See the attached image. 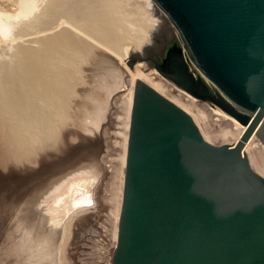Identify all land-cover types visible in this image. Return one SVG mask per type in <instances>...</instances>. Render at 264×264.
Returning a JSON list of instances; mask_svg holds the SVG:
<instances>
[{
  "label": "water",
  "instance_id": "1",
  "mask_svg": "<svg viewBox=\"0 0 264 264\" xmlns=\"http://www.w3.org/2000/svg\"><path fill=\"white\" fill-rule=\"evenodd\" d=\"M50 1L145 54L130 67L148 61L245 125L214 143L134 78L110 264H264V175L243 148L264 144V0Z\"/></svg>",
  "mask_w": 264,
  "mask_h": 264
},
{
  "label": "rangeland",
  "instance_id": "2",
  "mask_svg": "<svg viewBox=\"0 0 264 264\" xmlns=\"http://www.w3.org/2000/svg\"><path fill=\"white\" fill-rule=\"evenodd\" d=\"M23 3V0H0V75L5 71L8 76L1 77L0 90V264H107L111 257L108 236L98 238L96 220L106 215L112 217L110 213L114 209L119 213L135 77H142L184 107L208 140L230 143L239 133L219 120L207 100L199 98L205 103L202 105L201 101L182 94L148 61L143 60L131 69L125 60L133 48L124 42L118 47L97 39L101 33L109 34L98 26L93 27L96 30L90 28L91 35L85 34L79 27L85 18L66 7L60 9L62 5L50 0H29L28 6ZM58 8L62 11L54 14L49 22L58 23L54 29L43 31L35 30L36 25L26 26L27 20L47 18ZM10 20L13 25L8 31L6 23ZM63 26L88 38L82 40L55 31ZM91 52L96 58H92ZM62 54L67 55L65 59L71 66L60 64L65 62L59 58ZM106 62L115 70L105 73L106 83L94 88L97 82L91 74H102L97 65ZM113 82L116 85L112 84L108 90L106 85ZM91 86L93 92L99 93L98 101L103 108L96 123L89 118L84 125L80 115L95 110L81 109L80 99ZM73 108L76 111L72 123L68 116L69 109L73 111ZM47 135H53L52 142L38 149L34 160L9 161L22 149L39 144ZM245 151L252 167L264 175V148L248 142ZM72 168H79L75 175L50 183L49 190L37 195L55 174ZM83 179L88 181L84 183L86 187L92 182L93 197L89 204L93 203L95 208L82 209L70 217L57 251L58 241L55 239L49 246L26 220L28 217L39 220L43 229L51 233L67 218L51 207V199L66 193L72 184ZM111 219L107 221L109 231ZM7 229L8 237L3 234ZM88 233L91 238L86 239ZM11 242L19 243L17 249ZM21 253L26 255L22 257Z\"/></svg>",
  "mask_w": 264,
  "mask_h": 264
},
{
  "label": "bare ground",
  "instance_id": "3",
  "mask_svg": "<svg viewBox=\"0 0 264 264\" xmlns=\"http://www.w3.org/2000/svg\"><path fill=\"white\" fill-rule=\"evenodd\" d=\"M24 3L23 5H27L28 6V3H29V0H23ZM52 2V1H51ZM55 3V2H53ZM57 4V3H56ZM16 6V5H15ZM24 7V6H23ZM57 7V6H56ZM59 7V5H58ZM22 8V7H21ZM24 9V8H23ZM60 9H66L64 6H60ZM59 8L52 14V13H49V17L46 18L45 17H42L41 20L37 21L35 19L32 20V21H28L26 22V26L28 25H36V29L35 30H39V28H41L40 30H45V31H50L51 29H54V27L58 24H54L52 25V23H49L51 22L50 20H52V16H54V14H56L57 12H61L62 10H60ZM64 11V10H63ZM50 12V11H49ZM68 13V12H67ZM46 14V13H45ZM44 14V15H45ZM59 14V13H58ZM64 14V13H63ZM71 14V13H70ZM74 14V13H73ZM76 14V13H75ZM71 16V15H70ZM28 17V16H27ZM60 17V16H59ZM62 18V17H61ZM30 19V18H29ZM23 20V19H22ZM85 21L82 22L81 24H79V27L82 28V30L85 32V34H90V28L91 29H95L93 27H96L97 25L93 24L92 22L84 19ZM16 21V20H15ZM19 22V21H18ZM54 23V22H53ZM61 23V22H59ZM75 23V22H74ZM7 25V29L8 31L11 29L12 25H13V22L12 20H10L9 22L6 23ZM64 27V26H63ZM100 28V27H99ZM25 30V29H24ZM32 30V29H31ZM96 30V29H95ZM103 30V29H102ZM55 31H58L60 33H65V34H69V35H72V36H75V37H78L82 40H86L87 38L86 37H83L82 35H80L79 33H75L74 30H71L68 26L64 27V28H60L59 30H55ZM92 31V30H91ZM105 31V30H104ZM95 32V31H94ZM98 32V31H97ZM93 33V32H92ZM100 34V32H98ZM108 33V32H107ZM103 34L104 33H101L100 36H97V39H101L102 41H104L105 43H108L110 45H115V46H118L120 47L121 44L123 43L121 40H119L118 38L114 37L113 35H109L107 34V36H104ZM96 37V36H95ZM86 38V39H85ZM36 41V40H35ZM82 43V42H81ZM105 45V44H104ZM89 47L93 48L94 46L92 45H89ZM131 47V46H130ZM123 48V46L121 47ZM127 49V48H126ZM131 49V48H129ZM69 53V52H68ZM67 53V54H68ZM94 52H91V56L92 58H96V55L95 54H92ZM71 54V53H70ZM131 54H136V55H145L143 54L142 52H140L139 50L137 49H134L133 48V52ZM69 55V54H68ZM65 56L67 55H64L62 54L61 57H59L61 60L63 58V61L65 60V62H61L60 64H65L66 66L67 65H70V62L69 60L67 61L65 59ZM71 56V55H70ZM107 56V55H106ZM112 57L115 58L114 55H111ZM108 57H109V54H108ZM72 58V56H71ZM110 58V57H109ZM3 61H5V59H2ZM75 60V59H74ZM72 61V59H71ZM58 64H59V60L56 61ZM87 62V61H86ZM140 62H143L142 61H136L134 63V65L132 67H130L131 69H134L135 65L140 63ZM94 63V62H93ZM76 64V63H74ZM147 65V63H145ZM71 66V65H70ZM98 67H100V71L102 74L100 75H93L91 74L92 78H93V81H96L97 83L94 85V88L96 87V85L100 84H105L106 83V77H105V73H108V72H112L114 71L115 69L113 68L112 65H110L109 63L106 62V64L104 65V63L102 64H98L97 65ZM122 67H124L122 64H121ZM149 67V65H147ZM64 67V66H63ZM5 69V68H4ZM124 69H126L124 67ZM155 71H157L156 69L154 68H151ZM92 70V69H91ZM127 70V69H126ZM128 72V70H127ZM158 74H160L158 71H157ZM146 74V73H145ZM16 76V74H15ZM163 76V75H162ZM1 77L2 78H7V73L5 71H2L1 72V75H0V90H1ZM106 78V79H105ZM165 79H167L168 82H170L177 90H179L180 92H182V94L184 95H187L193 99H195L196 101L200 102L201 100L199 98H197L196 96H194L193 94H191L190 92H188L187 90H185L184 88L180 87L179 85H177L176 83H174L173 81H171L170 79H168L166 76H165ZM99 81V82H98ZM116 85V83H110L106 85V87H108V90H110V87L113 85ZM92 88V86H91ZM87 89L86 92H84V95L83 97L80 99L81 103H82V107L80 106L81 109H91L93 108L95 111L91 112H87V113H84V114H81L80 115V118H81V122L84 123V125H86L87 123V120H90L93 122V123H96V118L100 116L101 112H102V104L101 102L98 101V95L99 93L97 92H93V89ZM20 90V89H19ZM177 93V92H176ZM183 96V95H182ZM8 97V96H7ZM9 100V99H8ZM13 100L10 98V101ZM77 100V99H76ZM7 101V100H6ZM70 101V99H69ZM190 102V101H189ZM202 102V101H201ZM200 102V103H201ZM99 103V105H98ZM208 103V104H207ZM207 105H209L210 109H212L213 112L217 113V117L219 118V120L223 121L225 124L227 125H231V129L234 130L235 132H238L239 134L241 133V131L243 130V128L245 127V125L243 123H241L240 121H238L233 115L227 113L226 111H224L221 107H219L218 105L214 104V103H211L210 101H207ZM202 105L203 102L201 103ZM70 108V105L68 106ZM72 108V107H71ZM70 111V116H68L69 118V121L70 122H75V120H73V116L75 113V109L73 108V111L71 109H69ZM238 134V135H239ZM52 138H53V135H47L46 137H43L42 141L33 146V148L31 147L30 149L27 148V149H22L21 151H19V153L13 155V157H10L9 158V161L10 160H19V161H22V160H25V161H32L36 158V153L38 151V149H41L42 146H44L45 144H48V143H51L52 142ZM254 143L256 144L258 147L260 148H264V144L259 140V138L255 135V134H252L248 140L245 142L244 144V150H245V147L247 145V143ZM230 143H233L232 141ZM248 156V154H247ZM93 162V161H92ZM91 163V162H89ZM82 166V165H81ZM84 166V165H83ZM79 168H72V169H68L67 171L65 170L64 172H61L59 174H55V176H53L49 183L42 189L40 190V192L37 194H41L42 192H46V190H49L48 187H49V184L50 183H57V182H60L61 180L65 179V178H68L72 175H75L76 171H78ZM85 182H88V181H83L82 182H76L77 184H72L66 193H63L57 197H54L51 199V202H50V205L53 209H56L58 210V213H61L62 215L64 216H67V218L64 220V222L59 226H57L56 228H54L52 230L51 233H48L46 232L42 225H40V221L38 220H32L30 217H28V219L26 220L27 224L30 226V227H35V231L38 232L40 235H42V237L44 238L45 242L48 243L49 246H51V244H53L54 240L56 239L58 242H57V246H56V250H60V246H61V243L63 242V239H64V233H65V227H66V224L68 222V220L70 219V217L77 211H80L82 209H86V208H90V210H94V204H89L88 203V199H90L89 201H92V193H91V185H92V182H90L89 186L86 187V185L84 184ZM88 196V197H86ZM91 196V197H90ZM88 198V199H87ZM82 202V203H81ZM112 214V217L110 218H107V215L105 216V219L106 220H110L111 218V222H112V235L113 237L116 236V230H117V219H118V215H117V212H116V209H114V213H111ZM11 222V218L9 219V221H7V224ZM97 227V225H96ZM5 228H7V226H5ZM4 236L6 235V237L10 236V233H9V229L5 230V232L3 233ZM12 243V246L17 249V243ZM48 246V247H49ZM109 246V245H108ZM21 248V246H19ZM57 250V251H58ZM110 252V251H109ZM19 253V251H18ZM110 254V253H108ZM26 254H22L20 256H25ZM19 256V254H18ZM60 258V257H59ZM53 259H55L56 261V257H54ZM61 259V258H60ZM51 263V262H50ZM52 264V263H51ZM55 264V263H54ZM107 264H110V261L108 260V263Z\"/></svg>",
  "mask_w": 264,
  "mask_h": 264
},
{
  "label": "built area",
  "instance_id": "4",
  "mask_svg": "<svg viewBox=\"0 0 264 264\" xmlns=\"http://www.w3.org/2000/svg\"><path fill=\"white\" fill-rule=\"evenodd\" d=\"M107 221L105 218H101V219H97L96 220V225L98 227V231H99V235L98 238H102L103 236H108V249L110 251V254L113 250V248L115 247V243H116V236L113 237L112 235V231H109L110 225L107 224ZM116 235H117V230H116ZM86 239L91 238V234L88 233L85 235Z\"/></svg>",
  "mask_w": 264,
  "mask_h": 264
}]
</instances>
